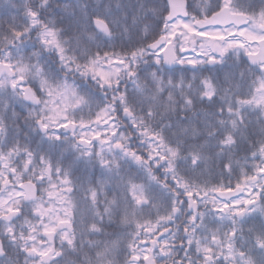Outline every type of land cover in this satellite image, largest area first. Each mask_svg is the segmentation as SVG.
I'll list each match as a JSON object with an SVG mask.
<instances>
[{
    "label": "snow or ice",
    "instance_id": "1",
    "mask_svg": "<svg viewBox=\"0 0 264 264\" xmlns=\"http://www.w3.org/2000/svg\"><path fill=\"white\" fill-rule=\"evenodd\" d=\"M3 8L14 15L0 20V264H76L89 245L100 251L82 264H117L122 240L84 236L105 235L125 201L164 215L123 234V264H264V0ZM209 175L228 183L209 188ZM130 178L147 182L127 201ZM102 185L117 196L101 212Z\"/></svg>",
    "mask_w": 264,
    "mask_h": 264
},
{
    "label": "trees",
    "instance_id": "2",
    "mask_svg": "<svg viewBox=\"0 0 264 264\" xmlns=\"http://www.w3.org/2000/svg\"><path fill=\"white\" fill-rule=\"evenodd\" d=\"M14 3H20V0H13ZM189 3H193V0H188ZM7 3V0H0V20L2 21H7L9 16L14 15V13H12L10 10H5L3 8V5ZM195 3H198L200 5H210L215 3V0H195ZM189 11L191 12V10L189 9ZM23 13H21L22 15ZM195 14V13H192ZM210 15V14H209ZM200 18H203V16H201ZM188 47L191 48V45H187ZM116 51H119V48L115 49ZM93 51H95V49H93ZM105 51H113L112 48H106ZM33 63H35V61H32ZM180 68V66L178 67ZM179 72H177V76H179ZM189 77H191V73L188 74ZM207 75V73L205 74ZM258 76V74H257ZM70 83V81H69ZM39 81L36 82V85L34 86L33 84H29V83H24L21 85L22 88H32L33 91H36V86H38ZM132 85H129V88L131 89ZM245 92H247V89H244ZM37 95H39V93H37ZM167 93L164 94V99H167ZM237 99H241V100H248L251 99V96L249 95H241L238 96ZM201 107H205L204 105H201ZM87 109H85L84 113H80L79 114V118H82L85 123L88 122L89 117L86 115L87 113ZM227 117H219L218 119H226ZM92 120H95V116L91 117ZM251 119L255 120V116L251 117ZM257 127H259V125H257ZM256 140H259V137L255 138ZM202 142V141H201ZM170 147H175V145H170ZM257 148H259V144L257 143ZM96 150L99 152L100 151V147L97 144L96 145ZM255 150V149H253ZM244 153L240 152L235 159L239 160L241 156H243ZM250 155V153H249ZM258 162V161H257ZM225 163H227V161H225ZM245 171H247V169H245ZM153 174L154 176L159 179V180H163L164 178L160 175L159 172H156L155 169H153ZM251 174V173H250ZM77 175H79V173H77ZM183 175V173H182ZM11 179V178H10ZM206 179L209 181L208 183V187L212 188V187H218L221 183H228V180L221 177L218 179H212L211 175H209L208 177H206ZM242 179V177H241ZM147 181L145 178H140V179H131L130 178V184H129V190L127 193V201H131L132 197H133V192L131 190V184H136V185H143L145 184ZM237 179L235 177H233L231 179V185L233 187H235V184L237 183ZM45 187H47V185H45ZM87 187H91V188H95V185H87ZM112 187L111 185H102L101 188L99 189V207H98V211H103V208L106 207L107 205L105 204V200L108 201H112L116 198L117 196V192L115 190V188L113 187V190H109V188ZM40 194V192H39ZM84 193L83 192H76L75 195H72L73 199L75 200L76 204L78 201H81L82 198L84 197ZM121 196V198H123L124 194L123 192H121L119 194ZM91 194L88 193V197L90 199ZM70 197V196H69ZM81 209H82V213L84 212V206L83 204H81ZM77 215V213L74 214V216ZM159 215H164V213H159L157 214L156 209L152 208L151 210L149 209H140L138 208V206H136L133 202V204L131 206H129L127 204V202L125 201L124 203L121 204L120 206V210H119V214L116 215L114 214L112 216L111 219V227H106L104 228V233L105 235L100 236V235H96V236H92V235H85L84 236V240L85 242H96V241H117V239L119 238L120 240L123 241V250L122 251V255H118L116 256V260H117V264H123L124 260L128 258V252L126 251V249L128 248V245L131 244V239L129 237H126L125 235H123L124 233H131L133 231V229L136 228V226L138 224H146V223H151L154 227L156 226V221L159 218ZM83 218H86V213H84ZM259 218H264V214H261ZM259 218L255 221H249L247 224L244 225H237V227H242L244 232L246 233L248 231L249 228L252 227L253 223H259ZM29 219H31V217H29ZM105 219L107 220V217H105ZM131 221L132 226L129 227L128 224L126 223V221ZM92 221H88L89 224V228L91 226ZM177 224L180 223V221L176 222ZM176 225H169V228H175ZM209 227L215 231L216 228L219 227V225H209ZM227 230V229H225ZM112 234V235H109ZM147 239L146 237H141L140 241L138 243H141L143 240ZM237 247H239L237 245ZM242 250V249H241ZM100 251V249H95V248H91V246L89 245L88 248H85L84 251L80 254L79 259H76V257H70V259H76V264H82V262L87 258H94L96 256V253ZM111 259V257H110ZM253 259H255V254H253ZM162 262H164L162 260ZM168 264H171V262L169 261Z\"/></svg>",
    "mask_w": 264,
    "mask_h": 264
},
{
    "label": "rangeland",
    "instance_id": "3",
    "mask_svg": "<svg viewBox=\"0 0 264 264\" xmlns=\"http://www.w3.org/2000/svg\"><path fill=\"white\" fill-rule=\"evenodd\" d=\"M186 58H191V57H186ZM73 196L71 195L70 197L68 196V197H65V199H68L69 200V202L72 204V205H76V202H75V200L72 198ZM245 198H247V197H245Z\"/></svg>",
    "mask_w": 264,
    "mask_h": 264
},
{
    "label": "water",
    "instance_id": "4",
    "mask_svg": "<svg viewBox=\"0 0 264 264\" xmlns=\"http://www.w3.org/2000/svg\"><path fill=\"white\" fill-rule=\"evenodd\" d=\"M185 4L187 5L188 4V1L187 0H184ZM174 55H177L176 52L173 53ZM177 67V66H176ZM146 241H144L143 243H145ZM150 245V244H149ZM151 246V245H150ZM158 264V263H157Z\"/></svg>",
    "mask_w": 264,
    "mask_h": 264
}]
</instances>
